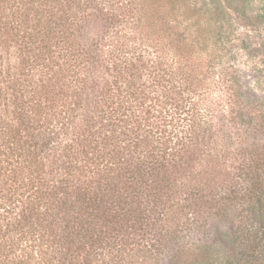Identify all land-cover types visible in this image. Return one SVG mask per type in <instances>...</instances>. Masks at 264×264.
I'll return each instance as SVG.
<instances>
[{"label": "trees", "instance_id": "16d2710c", "mask_svg": "<svg viewBox=\"0 0 264 264\" xmlns=\"http://www.w3.org/2000/svg\"><path fill=\"white\" fill-rule=\"evenodd\" d=\"M250 1L0 0V264H264Z\"/></svg>", "mask_w": 264, "mask_h": 264}, {"label": "rangeland", "instance_id": "374dc122", "mask_svg": "<svg viewBox=\"0 0 264 264\" xmlns=\"http://www.w3.org/2000/svg\"><path fill=\"white\" fill-rule=\"evenodd\" d=\"M263 2L264 0H251L248 4L247 13L233 14L232 20L234 33L238 35L241 41H246L250 46L248 51L238 49L237 59L244 83L251 89L257 83L259 74L262 75L264 80V50L261 47V42L264 39V29L258 28L256 24L253 25V18L264 14L261 10ZM174 260L175 258H172L169 254L165 255L164 264H178ZM182 264H191V262L189 260V262Z\"/></svg>", "mask_w": 264, "mask_h": 264}]
</instances>
